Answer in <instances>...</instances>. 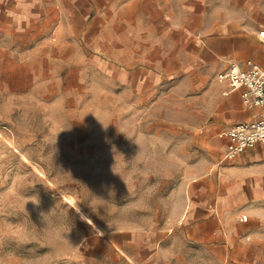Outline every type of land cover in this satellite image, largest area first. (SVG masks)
<instances>
[{
    "label": "rangeland",
    "instance_id": "374dc122",
    "mask_svg": "<svg viewBox=\"0 0 264 264\" xmlns=\"http://www.w3.org/2000/svg\"><path fill=\"white\" fill-rule=\"evenodd\" d=\"M108 1L94 33L71 2L0 13V264H156L158 239L159 264H264V229L207 253L188 235L191 186L228 163L216 77L234 46L264 61L238 35L264 28V0Z\"/></svg>",
    "mask_w": 264,
    "mask_h": 264
},
{
    "label": "crops",
    "instance_id": "0c3cea01",
    "mask_svg": "<svg viewBox=\"0 0 264 264\" xmlns=\"http://www.w3.org/2000/svg\"><path fill=\"white\" fill-rule=\"evenodd\" d=\"M96 0H0V13L3 14H18L21 19L28 20L32 15L45 13L46 9L54 4L61 5L62 9L65 3L71 2V10L69 12L61 11V14H74L81 20L84 19L83 27L88 29L86 32L94 33L97 30L94 24L88 23L90 18L89 14L92 12L93 3ZM111 6L114 8L120 3L121 0H109ZM108 1V3H109ZM203 0H184L181 6L185 9H192L193 7H203ZM185 31L187 27L183 28ZM234 29H237L234 27ZM250 29V26H249ZM261 28L257 36L254 32H241L239 38H250L253 41L257 39L264 43L259 38V32L263 31ZM95 36V35H94ZM93 34L89 35V40L93 39ZM236 38H234L235 40ZM230 59L237 60L243 66L248 60L249 56L244 54L242 49L233 47V52L229 53ZM255 60V61H254ZM251 60L264 67V61L257 58ZM223 95L226 97L224 108L230 114L224 119L226 121V129L240 122L251 121L256 119L260 113V109L247 108L241 96L240 91L227 92V85L222 84ZM259 109V110H258ZM259 111V112H258ZM224 126V127H225ZM220 133V132H219ZM219 135V134H218ZM192 198V219L194 222L200 218V221L191 227L192 232L188 233L189 237L200 243H204L202 248L207 253L209 249H231L234 248L233 244L237 243L238 237L242 236L245 232H249L250 242L246 245L252 249H256L258 240L260 238L259 232L264 229V143L256 145L254 148L246 150L245 152L237 155L233 160H229L227 166L221 170L219 169L218 176L214 182L213 177H208L205 182L200 185L191 186ZM228 214L231 216L230 222L227 224L234 226L238 229L239 236L233 234L227 235L224 232V224L222 217ZM247 216V221L243 222L236 218L238 215ZM231 228V227H230ZM248 240V239H247ZM156 244L158 252L153 254L154 263L161 261V240ZM241 245V244H240ZM203 250V249H202ZM223 264V262H221Z\"/></svg>",
    "mask_w": 264,
    "mask_h": 264
},
{
    "label": "built area",
    "instance_id": "2783aa9c",
    "mask_svg": "<svg viewBox=\"0 0 264 264\" xmlns=\"http://www.w3.org/2000/svg\"><path fill=\"white\" fill-rule=\"evenodd\" d=\"M259 38L264 41V30L259 32ZM216 78L219 83L227 85L226 93L240 91L247 108L260 109L256 119L237 123L219 133V137L227 140L223 161H229L264 143V67L248 60L243 66L231 64ZM240 220L247 221V216Z\"/></svg>",
    "mask_w": 264,
    "mask_h": 264
},
{
    "label": "clouds",
    "instance_id": "9594fccd",
    "mask_svg": "<svg viewBox=\"0 0 264 264\" xmlns=\"http://www.w3.org/2000/svg\"><path fill=\"white\" fill-rule=\"evenodd\" d=\"M38 204V203H37Z\"/></svg>",
    "mask_w": 264,
    "mask_h": 264
}]
</instances>
